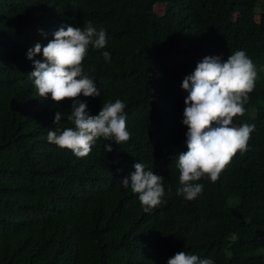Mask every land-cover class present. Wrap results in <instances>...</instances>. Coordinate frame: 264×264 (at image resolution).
I'll return each instance as SVG.
<instances>
[{
	"label": "trees",
	"instance_id": "trees-1",
	"mask_svg": "<svg viewBox=\"0 0 264 264\" xmlns=\"http://www.w3.org/2000/svg\"><path fill=\"white\" fill-rule=\"evenodd\" d=\"M88 21L107 32L106 47L90 45L82 62L101 96L78 99L93 115L122 100L130 139L98 138L77 157L47 140L75 127L73 100L39 97L29 73L44 58L26 54L61 26ZM237 50L258 72L232 123L255 124L248 150L216 182L195 181L203 191L187 200L176 194L178 156L188 150L182 82L205 56ZM141 162L165 188L148 213L120 182ZM180 251L264 264V0H0V264H167Z\"/></svg>",
	"mask_w": 264,
	"mask_h": 264
},
{
	"label": "clouds",
	"instance_id": "clouds-1",
	"mask_svg": "<svg viewBox=\"0 0 264 264\" xmlns=\"http://www.w3.org/2000/svg\"><path fill=\"white\" fill-rule=\"evenodd\" d=\"M107 44V32L97 30L91 21L84 28L71 24L61 26L54 33V39L46 45L37 42L27 51L28 59L38 54L43 61L33 60L34 70L29 74L39 97L56 102L73 100L71 112L67 116L75 127L59 131H49L47 140L60 148L70 149L77 157L87 156L98 138L121 144L130 139L127 131L125 103L116 99L102 105L98 114L87 111L88 105L80 101L85 97H100L101 90L84 71L82 62L88 54L89 46L103 49ZM105 61H110L108 51L102 53ZM258 72L253 60L244 50H237L226 60L220 55H208L197 62L194 71L185 76L182 88L188 92L185 98L182 123L187 126V151L180 152L177 168L180 187L177 195L187 200L195 199L203 191V185L194 183L207 176L216 182L219 174L231 162L234 155L248 150V142L255 124L243 123L232 126L237 115L243 116L249 94L255 88ZM62 114H55L54 123L59 124ZM111 152L112 145H106ZM135 171L120 182L124 188H131L145 213L163 203L165 188L163 176L153 170H145V165L134 164ZM172 191L169 187L168 192ZM167 264H215L211 258H201L185 251L170 257Z\"/></svg>",
	"mask_w": 264,
	"mask_h": 264
},
{
	"label": "rangeland",
	"instance_id": "rangeland-1",
	"mask_svg": "<svg viewBox=\"0 0 264 264\" xmlns=\"http://www.w3.org/2000/svg\"><path fill=\"white\" fill-rule=\"evenodd\" d=\"M164 9H165V5L164 4H157L156 5V11L159 13V14H162L164 12Z\"/></svg>",
	"mask_w": 264,
	"mask_h": 264
}]
</instances>
